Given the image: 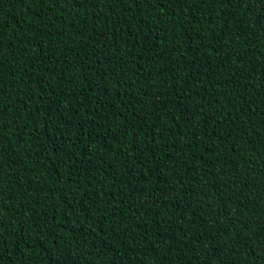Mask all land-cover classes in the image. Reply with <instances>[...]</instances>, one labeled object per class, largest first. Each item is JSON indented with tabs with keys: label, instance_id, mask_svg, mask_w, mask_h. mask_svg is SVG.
<instances>
[{
	"label": "trees",
	"instance_id": "16d2710c",
	"mask_svg": "<svg viewBox=\"0 0 264 264\" xmlns=\"http://www.w3.org/2000/svg\"><path fill=\"white\" fill-rule=\"evenodd\" d=\"M0 264H264V0H0Z\"/></svg>",
	"mask_w": 264,
	"mask_h": 264
}]
</instances>
